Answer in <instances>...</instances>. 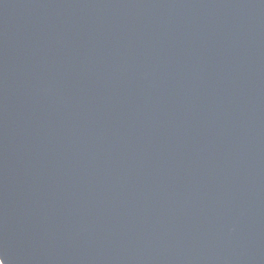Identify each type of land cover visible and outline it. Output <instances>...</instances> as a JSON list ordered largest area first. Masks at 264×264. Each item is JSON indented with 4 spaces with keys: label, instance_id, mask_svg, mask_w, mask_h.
I'll return each instance as SVG.
<instances>
[{
    "label": "water",
    "instance_id": "1",
    "mask_svg": "<svg viewBox=\"0 0 264 264\" xmlns=\"http://www.w3.org/2000/svg\"><path fill=\"white\" fill-rule=\"evenodd\" d=\"M5 264H264V0H0Z\"/></svg>",
    "mask_w": 264,
    "mask_h": 264
},
{
    "label": "snow or ice",
    "instance_id": "2",
    "mask_svg": "<svg viewBox=\"0 0 264 264\" xmlns=\"http://www.w3.org/2000/svg\"><path fill=\"white\" fill-rule=\"evenodd\" d=\"M0 264H5L3 259H0Z\"/></svg>",
    "mask_w": 264,
    "mask_h": 264
}]
</instances>
